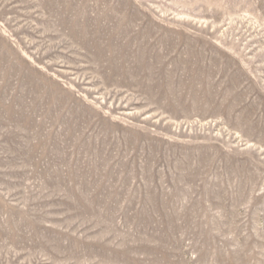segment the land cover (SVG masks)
<instances>
[{
	"label": "rangeland",
	"instance_id": "rangeland-1",
	"mask_svg": "<svg viewBox=\"0 0 264 264\" xmlns=\"http://www.w3.org/2000/svg\"><path fill=\"white\" fill-rule=\"evenodd\" d=\"M0 264H264V0H0Z\"/></svg>",
	"mask_w": 264,
	"mask_h": 264
}]
</instances>
